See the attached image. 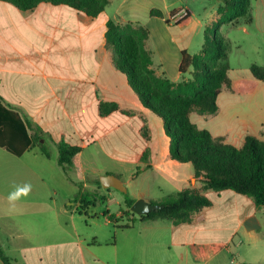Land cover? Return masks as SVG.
Segmentation results:
<instances>
[{
	"label": "crops",
	"instance_id": "0c3cea01",
	"mask_svg": "<svg viewBox=\"0 0 264 264\" xmlns=\"http://www.w3.org/2000/svg\"><path fill=\"white\" fill-rule=\"evenodd\" d=\"M136 1L138 7L148 3L151 12L164 15L147 0ZM107 7L93 18L66 5L41 3L22 11L0 0V100L29 121V133H38L49 153L47 157L35 145L18 156L0 147V244L18 264H235L226 253H231L236 237L259 239L264 231V207L231 190L203 191L202 184L193 180L194 174L190 178V163L169 157L171 139L164 123L166 137L157 126L156 115L144 107L127 77L115 68L107 49L109 20L119 24L139 21L126 16L124 5L114 14ZM177 8L180 15L189 11L179 5L167 8V13ZM130 10L137 12V7ZM229 24L264 41V8L252 5L250 19ZM149 31L145 46L156 74L175 83L190 80L180 73L182 56L177 59L178 72H170L169 56L160 47L154 27ZM229 63L232 84L218 96L217 114L199 115L196 125L241 148L248 135L264 140V81L252 73L238 75L231 68L230 55ZM101 102L116 103L119 110L102 117ZM163 138L167 146L162 150ZM61 142L82 148L66 169L58 163ZM148 152L150 159L144 160ZM157 172L175 192L158 198L144 190L130 199L156 203L193 188L205 194L212 206L189 223L174 225L170 219L142 220L137 215L130 228H122L127 199L112 212L115 195L111 188L107 193L101 191L105 189L99 185L101 178L115 175L124 181L126 174L130 188L142 176ZM35 183L45 191L34 193L31 187L26 194L14 192V201L20 204L17 196L33 195L24 202L35 200L41 207L9 210V197L14 194L9 189ZM68 183L82 186L68 196L62 191ZM109 216L122 220L113 223ZM227 220L234 225H225ZM0 264H4L1 258Z\"/></svg>",
	"mask_w": 264,
	"mask_h": 264
},
{
	"label": "trees",
	"instance_id": "16d2710c",
	"mask_svg": "<svg viewBox=\"0 0 264 264\" xmlns=\"http://www.w3.org/2000/svg\"><path fill=\"white\" fill-rule=\"evenodd\" d=\"M17 6L22 11L36 8L41 3L66 5L71 9L96 18L105 11L109 0H2ZM218 20L206 30V43L199 55L181 52L180 73L185 75L193 67L192 78L180 83L159 76L152 68L153 59L145 43L150 36L148 28L138 23L119 24L113 20L107 23V49L112 55L115 68L124 74L130 87L137 93L145 108L159 116L164 123L166 134L171 139L169 157L180 163H190L194 168L195 182L202 184V190L222 192L231 190L253 200L257 207H264V140L248 135L241 148L225 142L223 137H214L207 129L199 128L191 120V115H215L218 112L217 99L224 88L231 87L229 51L230 42L221 33L225 24L241 18L251 17L252 0H221ZM180 8L171 11L176 15ZM152 15L162 16L157 10ZM189 11L178 24L188 23ZM250 71L255 79L264 81V65H253ZM119 110L116 103L101 102L99 112L102 117ZM31 125L21 114L8 108L0 100V147L21 156L30 146L39 145L49 157L42 137L30 134ZM58 163L66 169L73 164L82 148L65 142L58 144ZM144 160L146 157L144 156ZM139 174V170L136 175ZM135 200L128 198L127 220L122 228H130L131 211ZM162 209L142 220L170 219L174 225L193 221L196 214L212 206V201L200 190L187 188L176 195L168 196L160 202ZM113 223L121 222L109 216ZM0 258L4 264H18L9 258L0 244Z\"/></svg>",
	"mask_w": 264,
	"mask_h": 264
},
{
	"label": "rangeland",
	"instance_id": "374dc122",
	"mask_svg": "<svg viewBox=\"0 0 264 264\" xmlns=\"http://www.w3.org/2000/svg\"><path fill=\"white\" fill-rule=\"evenodd\" d=\"M136 0H111L107 9L113 14L117 12L119 8L123 5L128 7L126 9V16L128 18H135L139 21V25L144 26L149 29L150 26L154 27L155 35L159 39L160 47L170 59V72H178L176 68L177 59L181 56L183 50L187 51L190 55H199L202 51L203 46L206 43V30L207 28H212L214 20L218 16V8L223 4L221 0H147L151 3L153 8L160 9L164 15L157 16L151 14L150 7H138ZM135 2V3H134ZM149 5V4H148ZM185 6L192 13V18L190 22L185 25H176L173 21L169 22L170 15L167 10L173 8L174 6ZM252 5L255 9L264 8V0H252ZM137 7V12L132 10L129 11V7ZM168 8V9H167ZM182 13L180 16H184ZM164 19H166L164 21ZM242 19V18H241ZM169 22V23H168ZM251 31V28H249ZM221 33L228 38L230 42V62L231 68L240 75L247 77L251 75L250 68L253 65H263L264 64V41L259 37L260 40H255L251 35H246L243 30L239 27H233L231 24H227L221 30ZM256 33V31H255ZM257 39V38H256ZM258 49L259 51H256ZM194 68H190L185 77L192 78V73ZM137 94V93H136ZM156 115V114H154ZM199 115L194 113L191 115V120L196 124ZM155 121L157 126L161 127L164 137H166L163 131V120L159 116H155ZM159 136L160 134L157 133ZM160 142V146L163 150L167 146L166 140ZM161 153V152H160ZM151 152L146 155V160L150 159ZM190 178L194 174V168L190 164ZM126 188L127 184L131 181L126 178L124 174V183ZM101 186V183H99ZM25 186L28 188L33 187L35 189L34 193L45 191L39 184L30 185H17L9 189L8 193L18 192L21 194L22 191L19 189H24ZM53 186V185H52ZM82 185L72 186L67 184L65 189H62L65 195H72L74 192H79ZM108 189H101L102 192L107 193ZM127 193H123L116 189L111 188L110 191L114 193L115 200L111 203L112 212L116 213L120 207H123L126 199L130 196H135V194L142 191L149 190L152 194L159 196L158 198L165 197L167 194H172L175 192L172 186L168 185L167 181L163 179L160 174H151L147 176H142L138 180L131 183L130 188L127 189ZM74 191V192H73ZM30 192L29 190L27 191ZM177 193L173 194L176 195ZM155 196V195H154ZM19 198L20 204H17L14 200L10 201L9 210L11 211H31L37 210L41 207L40 203L35 200H28L29 202H24L26 199H32L34 196H17ZM32 202V203H31ZM70 202H74V198L70 199ZM227 226H233L232 220H227L225 222ZM211 238L213 234L209 235ZM221 238L226 236V232L219 235ZM227 257L234 261L235 264H264V231L258 240L255 239H242L236 237L234 244L231 245V253H226Z\"/></svg>",
	"mask_w": 264,
	"mask_h": 264
},
{
	"label": "water",
	"instance_id": "95a60500",
	"mask_svg": "<svg viewBox=\"0 0 264 264\" xmlns=\"http://www.w3.org/2000/svg\"><path fill=\"white\" fill-rule=\"evenodd\" d=\"M101 184L105 189H116L123 193H127L128 190L123 182L115 175H106L101 178ZM163 206L157 203H152L146 199H139L131 207V211L139 216H147L151 212L162 209Z\"/></svg>",
	"mask_w": 264,
	"mask_h": 264
},
{
	"label": "built area",
	"instance_id": "2783aa9c",
	"mask_svg": "<svg viewBox=\"0 0 264 264\" xmlns=\"http://www.w3.org/2000/svg\"><path fill=\"white\" fill-rule=\"evenodd\" d=\"M185 16V15H184ZM184 16H180V13L179 14H176L174 16H171L170 17V20L173 21L174 23H179L180 20L184 17Z\"/></svg>",
	"mask_w": 264,
	"mask_h": 264
},
{
	"label": "clouds",
	"instance_id": "9594fccd",
	"mask_svg": "<svg viewBox=\"0 0 264 264\" xmlns=\"http://www.w3.org/2000/svg\"><path fill=\"white\" fill-rule=\"evenodd\" d=\"M28 190H29L28 186H25L24 189H19L18 191H22V192H24L26 194ZM15 199H16V194L15 193L10 195V197H9L10 201L15 200Z\"/></svg>",
	"mask_w": 264,
	"mask_h": 264
}]
</instances>
